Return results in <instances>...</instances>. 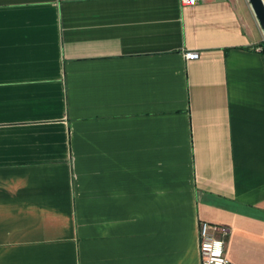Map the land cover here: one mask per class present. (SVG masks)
Listing matches in <instances>:
<instances>
[{"label":"crops","instance_id":"obj_1","mask_svg":"<svg viewBox=\"0 0 264 264\" xmlns=\"http://www.w3.org/2000/svg\"><path fill=\"white\" fill-rule=\"evenodd\" d=\"M199 221L264 264L247 0H0V264H199Z\"/></svg>","mask_w":264,"mask_h":264},{"label":"built area","instance_id":"obj_2","mask_svg":"<svg viewBox=\"0 0 264 264\" xmlns=\"http://www.w3.org/2000/svg\"><path fill=\"white\" fill-rule=\"evenodd\" d=\"M198 0H180L182 5H193ZM185 60L196 59L199 53L196 50H186L183 52ZM197 250L199 264H231L224 255V244L221 236L226 230L222 226L210 224L206 221L198 222Z\"/></svg>","mask_w":264,"mask_h":264},{"label":"water","instance_id":"obj_3","mask_svg":"<svg viewBox=\"0 0 264 264\" xmlns=\"http://www.w3.org/2000/svg\"><path fill=\"white\" fill-rule=\"evenodd\" d=\"M264 37V4L262 0H247Z\"/></svg>","mask_w":264,"mask_h":264}]
</instances>
